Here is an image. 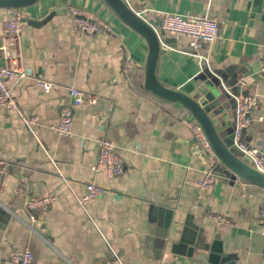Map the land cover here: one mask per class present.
I'll return each mask as SVG.
<instances>
[{"label":"crops","instance_id":"1","mask_svg":"<svg viewBox=\"0 0 264 264\" xmlns=\"http://www.w3.org/2000/svg\"><path fill=\"white\" fill-rule=\"evenodd\" d=\"M126 1L159 30L162 15L169 12L209 13L218 20L219 36L206 47L208 65L229 68L230 78L242 74L236 85L244 81L243 90L258 97L255 120L243 139L264 148V0ZM71 6L94 13L110 30L93 35L80 29ZM6 9L0 7V46ZM24 9L22 65L56 86L45 92L33 79H7L19 107L0 108V205L11 213L0 220V264H16L13 251L24 247L32 250L33 264H207L171 253V243L161 249L156 231L163 223L154 211L159 204L174 209L170 220L176 232L171 240L191 219L206 228L207 240L217 234L224 251L238 255L234 264H264V220L259 216L264 188L236 174H216L206 190L196 186L212 158L194 147L187 123L193 116L180 103L135 83L145 76L146 40L105 0H38ZM165 35L174 39L162 43L158 77L168 87L200 97L202 60L186 52L188 36ZM127 57L136 62L130 76L122 68ZM5 62L0 50V65ZM68 86L98 98L96 104L75 107L72 136L51 128L69 99ZM225 86L232 88L228 82ZM234 111L227 98L215 114L219 130L235 129ZM21 112L38 115L39 124L30 129ZM103 136L116 144L123 174L92 170ZM89 181L106 191L82 202ZM48 195L58 196L49 208H26L29 198ZM211 215H225L230 221Z\"/></svg>","mask_w":264,"mask_h":264},{"label":"built area","instance_id":"2","mask_svg":"<svg viewBox=\"0 0 264 264\" xmlns=\"http://www.w3.org/2000/svg\"><path fill=\"white\" fill-rule=\"evenodd\" d=\"M71 15L77 26L88 32L89 34H99L106 30H110V26L105 21L98 18L94 13L86 11L78 6L69 8ZM7 18L4 22L5 36L0 50L5 58V64L0 65V108L4 110H17L18 101L13 94L11 88L7 84V79L15 77L21 79H33L41 90L49 92L56 82L41 76H34L28 73L22 65L21 52V35L22 26L25 23L24 8H7ZM152 24V23H151ZM160 27L172 35H186L189 37V44L186 52L199 57L201 60H208L206 47L215 41L219 36L220 25L216 18L211 14L203 15H184L179 12H169L162 15L160 19ZM136 62L133 58L127 57L123 63V72L130 76L135 68ZM244 81L238 83V90L228 92L235 100L234 111V143L248 155L253 162V166L264 173V148L261 145L250 144L243 139L244 131L250 127L255 118L253 113L255 107L259 103L257 96L247 93L243 90ZM69 99L61 106V118L57 123L51 125L52 129L63 135H73V116L75 107L84 104H96L97 95L88 92L76 86H68ZM23 122L33 130V127L39 124V116L36 114L20 113ZM262 119V118H260ZM194 135V147L196 150H203L209 157H215V152L202 128V126L194 119L187 121ZM98 156L92 170L105 171L108 175H120L125 171V165L122 156L116 149L114 141L103 136L98 140ZM3 160L0 159V173L3 172ZM216 173L210 166L204 176L195 183L201 190L211 188ZM106 189L102 185L94 181H89L85 190L81 195L82 202H88L96 199L105 193ZM58 200L57 195L33 196L26 201V208L32 210H45ZM2 205V204H1ZM4 206V205H2ZM7 208L6 206H4ZM261 220H264V206L259 211ZM220 222H229V218L225 215H211ZM31 222H36L33 213L30 214ZM12 260L16 264H33V253L29 247L16 248L12 254Z\"/></svg>","mask_w":264,"mask_h":264},{"label":"water","instance_id":"3","mask_svg":"<svg viewBox=\"0 0 264 264\" xmlns=\"http://www.w3.org/2000/svg\"><path fill=\"white\" fill-rule=\"evenodd\" d=\"M38 0H0L1 8H24L35 4ZM108 6L117 16L135 32L140 34L147 42L148 53L145 63L144 87L152 94L171 102L180 103L202 126L214 152L211 166L216 174H236L264 188V173L257 170L252 164V159L240 150L234 143V130L222 131L217 128L215 114L225 107L226 99L229 98L236 107L234 98L228 92L225 84L232 86V91H237V81L242 74L231 75V70L226 68L212 69L207 60H202V72L199 78L202 84L199 87L200 97H194L180 89L164 85L157 74L158 61L161 54L162 43H172L173 37L165 35V30H159L148 22L140 13L135 11L126 0H105ZM154 211L160 215L163 223L162 230L157 229L160 237L159 244L162 250L171 243V253L180 256L206 260L207 264H234L238 259L235 252H226L221 245L219 236L216 234L212 241L207 240L206 228L198 225L191 219L185 221L184 226L177 238L171 240L176 232L171 225V214L174 209L162 204L154 206ZM3 216L10 218L11 213L0 205V220ZM42 222L37 221V225Z\"/></svg>","mask_w":264,"mask_h":264},{"label":"trees","instance_id":"4","mask_svg":"<svg viewBox=\"0 0 264 264\" xmlns=\"http://www.w3.org/2000/svg\"><path fill=\"white\" fill-rule=\"evenodd\" d=\"M135 83H136V85L138 86V87H140V88H145L144 87V78H141V79H139V80H135Z\"/></svg>","mask_w":264,"mask_h":264}]
</instances>
